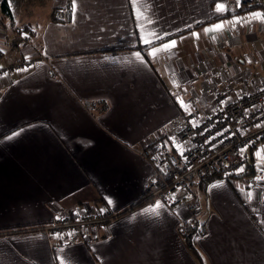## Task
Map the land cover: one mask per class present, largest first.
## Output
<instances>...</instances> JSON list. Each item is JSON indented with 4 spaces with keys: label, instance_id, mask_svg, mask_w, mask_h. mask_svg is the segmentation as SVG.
Segmentation results:
<instances>
[{
    "label": "crops",
    "instance_id": "1",
    "mask_svg": "<svg viewBox=\"0 0 264 264\" xmlns=\"http://www.w3.org/2000/svg\"><path fill=\"white\" fill-rule=\"evenodd\" d=\"M6 1L1 21L35 36L0 75V264H264L262 167L247 185L229 178L195 192L201 262L180 236L185 208L153 200L116 216L146 196L144 149L169 148L183 115L208 117L218 93L264 86V15L240 0H19L30 3L22 25L17 0ZM95 203L115 213L106 233L61 243L38 231Z\"/></svg>",
    "mask_w": 264,
    "mask_h": 264
},
{
    "label": "built area",
    "instance_id": "2",
    "mask_svg": "<svg viewBox=\"0 0 264 264\" xmlns=\"http://www.w3.org/2000/svg\"><path fill=\"white\" fill-rule=\"evenodd\" d=\"M239 4L244 9L256 7L264 15V0H240ZM62 15L61 9L53 14L56 18ZM0 31L4 33L0 41V75H6V63L14 47H32L33 42L26 33L2 22ZM213 106L214 111L200 120L183 115L182 126L176 132L177 152L167 150L161 143L142 152L154 171L146 197L162 202L170 211L185 208L191 214L189 219L179 221V232L194 221V213L199 207L192 190L194 185L218 174L242 175L247 169L249 149L264 140V86L236 97L229 91L220 92L215 96ZM256 151H253L254 165L255 168L262 167L264 175V150ZM115 217L101 203H95L88 211L78 205L70 211L60 212L53 222L38 231L64 243L85 241L93 233L98 236L106 233L108 224Z\"/></svg>",
    "mask_w": 264,
    "mask_h": 264
},
{
    "label": "trees",
    "instance_id": "3",
    "mask_svg": "<svg viewBox=\"0 0 264 264\" xmlns=\"http://www.w3.org/2000/svg\"><path fill=\"white\" fill-rule=\"evenodd\" d=\"M252 8H256V7H251L250 9H252ZM63 13H64V17H65V18L63 17L64 18L63 20H67L68 13L67 12H63ZM10 16H11V13L9 11L7 1L6 0H2L1 3H0V18L3 20V18H9ZM226 16H228V15H226ZM52 19L54 21H57V22H59L60 20H62V19H54V18H52ZM213 20H216V19H213ZM213 20L200 23V24H198V25H196V26H194V27H192L190 29H185V30L179 31V32H177V33H175L173 35H170L168 37L163 38L160 41H157V42L153 43L152 45H158V44L163 43V42H165L167 40H170L172 38H176L178 36H181L183 34H186V33L190 32V31H192L194 29L201 28V27L205 26L206 24L212 22ZM17 31L18 32L26 33L31 39L35 36V32L32 29V27H30L27 24L26 25H23L20 29H17ZM148 47H150V46H145L142 49L144 50V49H147ZM15 49H18V47L15 46L14 47V50ZM20 62H23V61H21V59L19 58V60L15 64L18 65ZM15 64H11L10 67H12ZM27 64L28 63H24V65H27ZM27 67H28V65L26 66V68ZM102 108L103 109L105 108V105L104 104L102 105ZM158 143L159 142H155L153 144V147L150 146V148L153 149L154 147H156V145ZM254 147H255V145L252 146L249 149V151H248V156H247V169H246V171H245L244 174L238 175V176H226V175H223V174H218V175H215L213 177H208L206 179H203V180L197 182V184H196V190L202 193L207 188V186H209L212 182L217 181V180L229 179V178H233V179L240 180V181L244 182L247 185L251 181V178L256 174L255 165H254V159H253ZM150 148H148V149H150ZM150 201H153V199L144 198V199L138 201V203H136V206L135 207H137L139 205H142V204H145V203L150 202ZM112 214H115V213H112ZM124 214H121V215H124ZM116 216H118V215H116ZM204 233H205V226H204V224H201V223H199V221H196V220L192 221L189 225H186L180 231V236H181L184 244L190 250V252L194 255V257L196 258V260L198 262H201V257H200V255H199V253H198V251H197V249L195 247V239L198 236L203 235Z\"/></svg>",
    "mask_w": 264,
    "mask_h": 264
},
{
    "label": "rangeland",
    "instance_id": "4",
    "mask_svg": "<svg viewBox=\"0 0 264 264\" xmlns=\"http://www.w3.org/2000/svg\"><path fill=\"white\" fill-rule=\"evenodd\" d=\"M15 2H16L18 11L15 12L14 18L17 21V23H19V24L21 23L22 24V21L24 22V21L28 20V18L30 17V15H29V12H30L29 5H30V3H29V1H27L25 6H24V4L21 3L20 8L18 9L19 0L15 1ZM42 9H43V5H41V7H40V10H42ZM255 9H257V8H255ZM6 20H7V22H9V18H7ZM0 22H2L1 19H0ZM3 24H5V23H3ZM5 25L8 26L7 24H5ZM8 27H11V26H8ZM14 29L17 31L16 28H14ZM13 51H14V49L12 50V52ZM177 145H178V143L175 141V142L172 143V145H170L169 148L168 147H164V148H166L167 150H169L171 152H177V149H176ZM192 190H193L194 194H195V192H198L197 190H194V188ZM144 198H147V197L145 196ZM60 242L64 243L62 240H60ZM72 242H74V241H72ZM72 242H68V243H72Z\"/></svg>",
    "mask_w": 264,
    "mask_h": 264
},
{
    "label": "snow or ice",
    "instance_id": "5",
    "mask_svg": "<svg viewBox=\"0 0 264 264\" xmlns=\"http://www.w3.org/2000/svg\"><path fill=\"white\" fill-rule=\"evenodd\" d=\"M217 7L219 8L220 7V5H217ZM258 15V14H257ZM217 27H219V26H217ZM175 43H176V41H172L171 42V44H168V43H166L165 45H164V48L165 49H168V48H170V47H173L174 45H175ZM159 206V205H158Z\"/></svg>",
    "mask_w": 264,
    "mask_h": 264
},
{
    "label": "water",
    "instance_id": "6",
    "mask_svg": "<svg viewBox=\"0 0 264 264\" xmlns=\"http://www.w3.org/2000/svg\"><path fill=\"white\" fill-rule=\"evenodd\" d=\"M136 206V204H134V205H132V206H130V208H128V209H126V210H124L123 212H121V213H119L118 214V216H120L121 214H124V213H126V212H128L129 210H131L132 208H134Z\"/></svg>",
    "mask_w": 264,
    "mask_h": 264
}]
</instances>
